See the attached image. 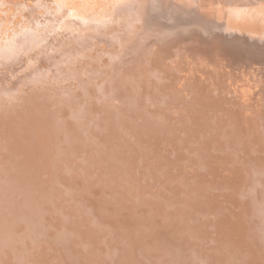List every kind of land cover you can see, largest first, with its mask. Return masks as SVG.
I'll use <instances>...</instances> for the list:
<instances>
[{"label":"bare ground","instance_id":"6f19581e","mask_svg":"<svg viewBox=\"0 0 264 264\" xmlns=\"http://www.w3.org/2000/svg\"><path fill=\"white\" fill-rule=\"evenodd\" d=\"M13 4H15V3H13ZM22 4H24L23 1H22ZM19 5L21 6V4H19ZM26 6H29V5H26ZM144 6H145V4H144ZM147 7H149V6H147ZM14 8H17V7H15V5H14ZM112 8H115V7H112ZM153 9H155V8H152L151 11H153ZM22 10H24V9L22 8ZM111 10H113V9H111ZM111 10H110V13H112ZM17 12H18V10H17ZM154 12L157 14L156 11H153L152 13L154 14ZM158 12L160 13V10ZM14 15H15V13L13 14V16ZM55 16H56V14H55ZM91 16L89 17V19L91 18ZM43 17L45 18V16H43ZM58 17L62 18V16H60V14ZM72 17L73 18L75 17V19H76L77 16L72 15ZM72 17H70V18H72ZM154 17H156V16H154ZM167 17H169V16H167ZM52 18L54 19L53 16H52ZM52 18L50 21H52ZM61 18H59V19H61ZM55 19L58 21L57 18H55ZM124 19H126L125 16H124ZM64 20H67V19H64ZM24 21H25V19H24ZM50 21L48 19V22H50ZM53 21H55V20H53ZM60 21H61L60 24H62L63 21L62 20H60ZM89 21L90 20H88V23H89ZM93 21L95 22V20H93ZM31 22H32V19H31ZM68 22H69V20H68ZM68 22L66 24H68ZM161 22H160V24L163 23V22L162 23ZM23 23H25V22H23ZM55 23H57V22L55 21ZM55 23H52V24H54V26L59 25V24H55ZM84 23H86V22H84ZM1 24H2V22H1ZM16 24H18V26L16 25L18 30L21 29V30L25 31L24 33L26 35H24L23 31H21V33H23L25 38L29 39L30 33H31L30 29L33 26V24H31L32 25L31 26L27 23L31 27H30V29H29V27H27L28 29L26 28V30H24L25 26H22L24 28H20V23H16ZM38 24L36 27L40 26ZM48 24H50V23H48ZM70 24H69V26H70ZM76 24H77V21H76ZM155 24H157V22H155ZM165 24H166V22H165ZM169 24L170 23H168V25ZM63 25H64V23H63ZM77 25H75V26H77ZM87 25H89V24H87ZM92 25H93V23H92ZM147 25H149V24H147ZM56 26H55V28H56ZM60 26L62 27V25H60ZM165 26L168 27L167 24L164 25V27ZM178 26H179V24H178ZM101 27H103V26H101ZM42 28L45 29L44 27H42ZM57 28H59V26ZM71 28H73V27H71ZM65 29H66V27H65ZM38 30H40V29H38ZM50 31L53 32L52 28ZM50 31H49V33H50ZM54 32L51 34H48V33L41 34V37H42L41 42L43 41L42 44H44V41L46 40L47 37H51L53 35L59 36V34H54ZM66 32L67 31H65V32L59 31V33H61L60 36H62V35L64 36V34H66ZM145 32L146 33L143 32L145 37L143 36L142 39H139V38L137 39V37H136L135 40L133 38H132V40H134L135 42L141 41L144 44L147 43L148 41H150V44L152 45V43L158 39V38L156 39L157 36H155V37L151 36L153 38H149L148 33H150V31L148 33H147V31H145ZM62 33H64V34H62ZM91 33H93V32H91ZM107 33H108V31H107ZM153 33L154 32H152V34ZM18 34H20V32L17 33L15 36H17ZM32 34L34 36H37V38H39V36H40V33H37V34H39V36L36 33H35L36 34L35 35L34 32ZM46 34H48V35H46ZM94 34L95 33H93V35ZM106 34H103V35H106ZM146 34H147V36H146ZM155 34H156V32H155ZM161 34L159 33L158 35L161 36ZM43 35H46V36L43 37ZM90 35H92V34H90ZM103 35L98 34V36H100V39ZM7 36L10 37L9 34ZM19 36L22 37L21 35H18V37ZM63 36H62V40L67 35L64 37ZM107 36H110V34ZM160 36H158V37H160ZM140 37H142V35H140ZM12 38H14V37H12ZM34 38L36 39V37H34ZM34 38H32V39H34ZM104 38L105 37L103 36L102 40ZM164 38H162L161 40L159 39L160 40L159 42H161ZM16 39H18V38H16ZM35 39L33 41L34 44H32L31 41L29 42L26 39V42L24 43L25 46L23 48H20V49L21 50L27 49L28 48L27 46H29V48L31 46L35 47V44H36L35 41L38 43V41ZM82 39H84V37L81 38V40ZM87 39L90 40V37L88 36ZM8 40H10V39H8ZM81 40H80V42H81ZM86 40H84V41H86ZM102 40H100L99 43H101V42L103 43ZM12 41L15 45H17V41H15V42H14V40H12ZM9 42L10 41H7V38H6V42L4 44L0 45V47L2 46V48H3L2 49L3 53L5 51V54H4L5 56L9 53V52L8 53L6 52L5 47L8 46L9 47L8 49H10V47L12 48V46L7 45V43H9ZM82 42L77 45L78 49H79V45H82L81 47L84 48V46H83L84 44H82ZM45 43H46V41H45ZM10 44H12V43L10 42ZM14 44H12V45L14 46ZM38 44H40V42ZM86 45L91 46L92 44L88 43ZM44 46H45V44H44ZM14 47H16V46H14ZM17 47H19V46H17ZM41 47H42V45H41ZM51 47H54V45ZM130 47H133V45H129V47H127V48H130ZM234 47H232V48H234ZM235 48H237V47H235ZM20 49H19V52L21 51ZM95 49L96 48H94V51L97 52ZM52 50H53V48H52ZM10 51L13 52L12 49ZM261 51H262V49H261ZM16 52H18V51H16ZM22 52L23 51H21L20 53H22ZM28 52H29V50H28ZM45 52L47 53L48 51L46 50ZM45 52H44V54H45L44 58L46 61V59H48L50 54H46ZM77 52H78V50L76 49V47H71L68 49L67 54L66 53L64 54L65 58L62 59L63 61H61V63L59 61L56 62L55 60H54L55 62H53V61L51 62L54 64L55 72L60 73L61 76L64 77V79H69V77H71V75L73 76V74H75L73 72V74L70 75L72 70L69 71L68 62L69 63H71V61L76 62L75 59L78 58ZM85 52L86 51H84V53ZM116 52H115V54L113 53L114 56L109 54V56H110L109 59H113V60L108 59L109 61H111L113 63L115 62L114 60H116V62H117V59H118V61H120L119 59L121 57H116V55H117ZM263 52H262V54H263V59H264V53ZM31 53H32V50H31ZM78 53L80 54L81 52L79 51ZM87 53H90V52H86L85 54H87ZM102 54H101V56H102ZM13 55L14 54H12V57H13ZM21 56H22V54H21ZM78 56H80V55H78ZM101 56H99V57H101ZM153 56H155V55H153ZM163 56H165V54ZM92 57H93V54H92ZM111 57H116V58L114 59ZM52 59H53V57H52ZM93 59H95V57ZM123 59L124 58L122 57V60H121L123 63L122 66H124V64L127 61L126 59H124V60ZM81 60H83V59H81ZM81 60L79 59V61H81ZM106 60L107 59H105V61ZM21 61H22V59H21ZM86 61H88V60H86ZM96 61L97 60L95 59L93 62L95 63ZM101 61L103 62V60H101ZM155 61H157V59L154 60V62ZM160 61H161V59H160ZM25 62L22 64V66L23 65L25 66L26 64L29 65L28 63H25ZM102 62H100V63H102ZM106 62L103 63L104 65L102 64L103 65V66H101L102 69H100L101 72L105 68ZM111 62H109V63H111ZM154 62H152V63L149 62L148 66L146 65V63L144 65H146L149 68H152L150 66L158 65V64H154ZM76 63H78V62H76ZM81 63H83V62H81ZM86 63L82 64V65L80 64L81 67H79V69L75 70L76 75L73 76V77H75L73 79H75V81L77 80L76 81L77 84L79 83V85H81V86L85 84V83H83L84 80L82 81V79L83 78L85 79L86 74H87V76H90V77L96 76V74H100L102 76H106L105 80H108V79H110L109 78L110 75L108 76V73L113 75V73L118 72L120 75H118L119 77L117 76L119 78V80L116 81V83L119 85L118 87H120L123 90V92L126 93V95H125L126 98L124 100L122 99L124 105H128L127 107L129 109H132L133 111L135 110V107H136L137 110L138 109L142 110V113H139L138 115H134V114L127 115L128 113H126V114L121 113L120 114L119 113V112H121L120 106L118 107L117 105H115V103L103 101V103L100 104L99 107H96V109L100 113V116H103V119L106 118V120H107V121H105L104 126H107V127L111 126V128H112V125L114 127L116 124L123 122L121 118H124L123 119L124 120L123 125H124V123H127V125H125V129H128L127 131L130 132L129 135H131V138H130V140H126L127 137L129 136L127 134V137L125 139L126 145L125 146L122 145L121 147H119L120 145L118 146V144H116L114 142L115 139H113L112 133L109 132V130L107 132V130L104 128L100 131L99 130H97L95 132L93 131L94 133H96V132L98 133V134L97 133L96 134L100 138L99 141L92 139V140H89L88 142H90V143H88V142H86L88 138L85 139V137H84L86 135L85 123H84V121L79 119L86 114L83 107H81L80 103H79L80 97L83 94L82 89H79V92L78 91L76 93L74 92L75 93V96L73 94V96L75 97V99H74L73 97H70L72 94H70L68 92V91H72L70 88L67 91L70 94V96H69V94H66V90L64 91L62 86L58 85V87H57V85H55V84L53 85V82L51 84H49V86L46 85L47 88L44 86V88L46 89V90L44 89V92L42 91L43 89L41 90V88H42L41 83L40 84L35 83L34 86H32V88L28 87V83H27V85H25V84L22 85L21 84L22 82L18 83L17 81L15 82L16 84L15 83L13 84V85H15L14 87H12L10 84L9 85L3 84L4 82L1 83L4 86L2 85L3 88H1L2 90H0L1 91V93H0V264H163V262H164V264H264V223L258 224L259 222L257 221V219L260 216L264 218V181H262L263 183L262 184L260 183V185L258 186L257 184H259L258 183L260 180L259 178L258 179L256 177L246 178L247 175H245L244 172H242L244 167H243V169L241 167L240 168L238 167V164H241L240 162H241L242 158L238 157V155L233 151L234 148L231 149L232 148L231 146H228V147H226L227 145L225 146L226 149H224V151H222L223 155H219L217 153V150L214 152L207 153V150L212 151V149L210 148V146H211L210 143H213V144H216V143L218 144L219 142L221 143V141H219V142L216 141L218 139L216 134L214 136H212L211 134H208L210 131H207L206 134L211 135V136L205 135V136H207V138L205 137L206 138L205 139L206 144H204L205 142L201 143V141H200V144H202L201 149H203V150H201L200 148H199L200 150L198 149L199 151H206V156H205L206 158L205 159H207V162L205 160H204V162H205V165L207 166V171L202 172V170H204V169H202V170L197 169V173L194 174V176H192V179L195 180L197 184L194 185L193 188L187 187V190L189 189L188 191L186 190V192L188 193V195H187L188 199H187V197L186 198L184 197V199L181 201V204H179L178 208L177 209H175L176 207L174 208L175 212L177 211L178 214L175 215L176 214L175 212L174 213L168 212L166 205H163V207H161L159 205L156 206L155 203L161 202V200L159 201V199H161V198L163 199L164 197L166 198L168 196V194H167V196H165L164 193H160V191L158 192L156 190V186L155 187L153 185L149 186L150 183H149V181H147L149 175H148V177H145L143 170H145L146 166L152 165L151 164V161H152V163H154V165L151 166L152 169L154 168L155 172L157 169L158 172L161 171V173L164 174L163 181L168 183L171 186L173 185V182H174V185H176V188L178 189V187L180 185L185 183L186 178L184 179L181 170L175 171V169H177L175 167V165H176V162H179L180 160H184V158L187 160V162H185V161H183V162L189 163L190 165H194V162H196L195 161L196 157H193L191 155L189 158L186 157L191 146H188V144L186 142H183L184 139H183V141H178V140H176L177 137L176 138L174 137L173 139H175V140H172V141H174L172 143H174L175 145H172V147L173 146L177 147L179 150V153L181 155H179V156L177 155V159H175L173 162H170V163L169 162L167 163V161L164 160L163 158H161L159 160H157V159L155 160L154 158L156 157V154L149 152V150H148L149 145H151V142L154 139L156 140V142H157V140H159L158 143L161 142L162 140H165L164 137H166L165 134H167V133H166V131H165V133L163 132L164 131L163 128H162V131L157 130L158 132H156V131L153 132L152 130L155 129L154 125L156 123H158L160 121L164 122L165 119L163 120L162 118L164 116H161V115H160L161 117L156 118L157 115L155 116L154 114H155V112L157 113V111H155L153 114L155 116V119H154V116L152 117L151 114L149 112H147V110L145 109L146 105H144L145 108H143V106L140 104L137 105V104H135V102L132 103L134 101L132 99V96H133L132 94H134V93H133V89H132L133 87L131 86L130 83L133 82L132 84L134 86L135 82L133 81V79H132V81L129 80V78H134L137 76L136 78H134L136 80L137 78L140 79L139 75H141L140 77H142L143 73L141 70H138L137 72L133 71V70H137L136 67H138V69H139V66H136L135 68H133V70L131 72V70H127V68L121 69L122 66H121L120 62H118L119 65L117 64L118 67H114L115 69H113L114 70V71H112L113 73L110 70V72L109 71H103L101 74V72L97 73L94 70V68L91 67L93 65H90V63H87V64ZM109 63L106 65L107 66L109 65L108 68L110 69L111 64H109ZM19 64H17V65H19ZM208 64H209V62H208ZM254 64H256V63H254ZM48 65L50 66V63ZM73 65L74 64H72V66ZM97 65H94V67H96ZM1 66H4V65L1 64ZM5 66H8V65L6 64ZM31 66H33V64ZM98 66H100V65H98ZM114 66H115V64H114ZM17 67L20 68V66H17ZM27 67L29 68V66H26L24 71L26 70L25 72L30 73V71H28ZM38 67L41 68L39 65H38ZM74 67H77V64L74 65ZM256 67L254 69H256ZM259 67H260V65H259ZM21 68L23 69L24 67H21ZM73 68H71V69H73ZM165 68L164 69L161 68L159 70V73L156 71L158 69L153 71V68L149 69L150 70L149 72L151 75L155 76L157 78V80H159V81L160 80L165 81L167 78L168 79L170 78V80L171 79L174 80V76H176V72H177V70H175V67L171 66V68H166V69ZM5 69H7V67ZM12 69H15V67H13ZM205 69H208V68H205ZM20 71L21 70H19L18 73H20ZM219 71H218V73L221 72V71L220 72ZM240 71H242V70H240ZM79 72H81L82 77L84 76L82 79H80L81 77H78V75L80 74ZM246 72H247V70H246ZM248 72H247V74H249ZM134 73L136 74V76ZM181 73H179V77H180ZM24 74L21 73V75H24ZM147 74H148V72H147ZM188 74L182 73L184 78L186 76L187 79L186 78L185 79L189 83L192 78ZM240 74L242 75L241 72H240ZM10 75L11 76L9 78L12 77L11 73H10ZM222 75H220V76H222ZM29 76H31V75L26 74V76H25V78L27 77L26 81L28 80ZM39 76H41V75H39ZM39 76H38V79H39ZM171 76H173V78H171ZM58 77H59V75H58ZM58 77H55V78H58ZM117 77H114V78H117ZM176 77H178V76H176ZM243 77H247V76H243ZM143 78H141V80ZM19 79H20V77H19ZM78 79H80L82 84L79 82ZM95 79H97V78H95ZM179 79H181V77L178 78V81H179ZM197 80H198V78H197ZM197 80H195V82H197ZM206 80H209V79L207 78ZM262 80H264V78ZM103 81H104V79H103ZM41 82H43V81H41ZM96 82H97V80H96ZM155 82H158V81H155ZM183 82H184V80H183ZM183 82L179 81V83H183ZM193 82L194 81L192 80L191 84ZM195 82L193 83L194 85H196ZM198 82H197V84H198ZM54 83H56V81H54ZM110 83H109V87H110ZM199 83H202V81H200ZM100 84H103V83H100ZM129 84H130V87H128ZM143 84L144 83H142V86H143ZM227 84H229V83H227ZM113 85H115V84H113ZM155 85H157V84H155ZM182 85L183 84H181V87H180V89L182 88L181 91H183L185 88H187V87L183 88ZM202 85L206 86V85H208V83L206 85L202 83ZM202 85L200 86V84H199L200 87H202ZM213 85H214V83H213ZM250 85H248V87H250ZM252 85H253V83H252ZM258 85H259V83H258ZM59 86L62 88V90L58 89ZM157 86H155V87H157ZM159 86H161V85H159ZM174 86H176L175 83H174ZM208 86H207V88H208ZM222 86H224V85H222ZM225 86H224V88H225ZM231 86H232V84H231ZM245 86H246L245 84L243 86L240 85L241 88L247 89L248 87L246 88ZM263 86H264V84H263ZM263 86L261 85L260 87H263ZM79 87L80 86L77 85V88H79ZM97 87H98V85H97ZM116 87H117V85H116ZM190 87H191V85H190ZM219 87L221 88V86H219ZM219 87H217V89H216L217 91H218ZM83 88H85V86H83ZM102 88H101V91H102ZM113 88H114V86H113ZM117 88L115 89L116 91L119 89V88L118 89ZM140 88H141V86H140ZM140 88H138V89H140ZM195 88H197V87H193V89H195ZM205 88L206 87H204V90H205ZM207 88H206V91H207ZM214 88H216V87H214ZM111 89H110V91H111ZM158 89L161 90V88H158ZM164 89L162 90V92H168L169 95L172 94L174 97L175 94L171 93L174 88L172 89V87L171 88L169 87V89L167 88L168 89L167 91ZM187 89H189V88H187ZM236 89L237 88H235V90ZM248 89H250V92H251V88H248ZM260 89L263 90V88H260ZM190 90H192V89H190ZM209 90L211 91V89H209ZM227 90H229V87L227 88ZM247 90H246V92H248ZM253 90H255V89L253 88ZM256 90L252 91V92H256ZM101 91L98 93L102 94L101 97H103L104 92L102 93ZM176 91H178V90H176ZM187 91H185V92L183 91V92L186 93ZM259 91L260 90H258L257 92H259ZM45 92H47V93H45ZM156 92H157V90H156ZM80 93H82V94H80ZM90 93H91V90L84 93L82 97L86 99V96L87 97L89 95L91 96ZM208 93L207 92L204 93L203 91L198 90V94H200V96H198V94H197V96H198L197 99H194L191 101H189V100L186 101L187 98L185 99V101L183 103H184V108L185 107L186 108H185V111L184 110H182V111H184V113H186V114L180 115V113L179 114L176 113V115H175L176 117L174 118L175 122L173 123V125L175 126V129H174L175 132L178 129L180 130V128L181 129L186 128V130L189 131L190 128L193 129L194 127H196V125L195 124L193 125L192 123H193L196 115L198 114V111H200L202 109L204 111L207 109L208 110L212 109V111L214 109H221V110H219L220 111L219 114L223 113L224 116L222 114L221 115L223 116V118L224 117H226V118H224V119L221 118L222 120L221 119L219 120L220 125L217 122L216 123L219 125V127L221 125L222 126H230L234 130L233 135H231V137L232 136L234 137L232 139H236V138L238 139V136H240L242 133H247V132H248V134L252 133V134H255L257 136L258 130H256L255 126L250 123V122H252V119H254V118H252V117L247 118L245 110L247 112H251V113L255 110L256 112L253 113L254 114L253 117H256L255 115H258L261 110L263 113L264 106H262L263 108H259L257 106L255 107L254 105H252L254 102L251 104V102H252V100L250 98L251 95L247 96V98L248 97L250 98V100L249 99L247 100L245 95H244L245 97H243V95L237 96L238 94H236V96H232V95L229 96L230 92H228L227 94H225L222 97V99H221L222 103H220L221 100H219L221 96L218 97L219 98L217 101L219 103V104L217 103L219 105V107H218L216 104H212L213 103L212 100H214V98L216 99V97L214 96V98L211 100V97L213 95L210 92L209 96L210 95H212V96L209 97L207 95ZM234 93H231V94L234 95ZM46 94L47 95L49 94L50 96L49 95L47 96ZM243 94H246L245 91L243 92ZM250 94H252V93H250ZM261 94H262V92H261ZM261 94H260V98L262 96ZM263 94H264V92H263ZM97 95L98 94H96V96ZM172 95H171V97H172ZM180 95L178 97H180ZM186 95L187 94H185V96ZM178 97L177 98L175 97V99H178ZM71 98L74 99L72 102H70ZM92 98L93 97H91V99ZM122 98H123V96H122ZM51 99H54L53 100L54 103H52V105H50L51 102H53V101H51L50 104L48 105V103ZM69 99H70V101H69ZM94 99H96V98H94ZM94 99L92 100L93 103H94V101H97V99L96 100H94ZM98 99L100 100V97ZM134 99H135V97H134ZM179 99H183L182 95ZM179 99H178V101H179ZM262 99H263V97H262ZM109 100H111V99H109ZM228 100H229V103H227ZM68 101L71 103V104H69L70 108H69V106H64L65 109L60 108L58 110L59 115L54 116L52 118L51 117L52 113L57 111V109H53V106H55L56 104L57 105L62 104L61 106H63V105H65L64 102L68 103ZM182 101L183 100H181V102ZM171 102H173V100H171ZM174 102H176V101H174ZM255 102L257 103V100ZM168 103H170V102L168 101ZM89 104H88L89 107L87 108V110L90 109V111H92L91 107H92V109H94V105H91V103H89ZM157 107L155 106V108H157ZM246 108H248V109H246ZM94 110H93V112L95 113L96 111H94ZM151 110H153V109H151ZM159 110L160 111H158V112H161V109H159ZM149 111H150V109H149ZM204 113H206V112H204ZM88 114H89V112H88ZM129 114H131V113H129ZM201 114H203V112ZM213 114L214 113H212V115ZM92 116L93 115L91 114L89 117H92ZM205 116H207V115H205ZM214 116H212L213 119L216 117V116L215 117ZM89 117L87 116V118H85L86 121H87V119H89ZM257 117H259V116H257ZM100 118H102V117H100ZM202 118L203 117H201L200 119H202ZM217 118H219V116H217ZM200 119H199V121L198 120H196V121H198L200 123L201 122ZM213 119H212V121H213ZM262 119H264V118H262ZM76 120H80V123H79V121L76 122ZM203 120L206 121L205 119H203ZM61 121H62V123H61ZM171 121L172 120L170 119V122ZM210 121H211V119H210ZM60 123H61V126L59 127ZM257 123H258V121H257ZM102 124H100V125H102ZM258 124H260V127H261L259 129V131L261 129H264V122L263 121H261L259 119ZM216 127L214 126V128H216ZM102 128H103V126H102ZM201 128H203V127H201ZM214 128H211L212 129L211 132L213 131V133H214V131H216V130H213ZM220 128H222V127H220ZM59 129H61L63 131V133L60 136H58ZM194 131H195V133L197 132L196 130H194ZM194 131H193V133H194ZM198 131H200V130H198ZM190 133H191V131H190ZM180 135H181V133H180ZM200 135L202 137V133L199 134V136ZM222 136H224V135L220 134L219 140H220V138H222ZM202 138H201V140H202ZM181 140H182V138H181ZM249 141H251V140H249ZM153 142H155V141H153ZM166 142H167V140H166ZM194 143L197 144L195 141H194ZM81 145H82L84 151H86L85 152L86 154L83 155L82 157L78 156L79 153H77V151L80 150ZM152 145H153V143H152ZM159 145H160V143H159ZM166 145L168 146L169 144H166ZM146 146L148 149H145ZM197 146L200 147L199 143L197 144ZM213 146H215V145H213ZM239 146L241 147L242 145H239ZM253 146H255V145H253ZM93 147L95 148V150H93L94 149ZM255 147H256V149L259 148V146L258 147L255 146ZM236 148H235V150H236ZM92 150L95 151V154L92 153ZM225 150L228 151V153L227 152L225 153ZM171 151H173V150H171ZM162 152H163V150H162ZM196 155H197V153H196ZM257 155H259V154L257 153ZM263 155L264 154L260 153V156L264 157ZM123 156H124V159H123ZM78 158H79V160H78ZM259 158L262 159L261 157H259ZM203 159H204V157H203ZM262 161H263V159H262ZM148 162H150V164ZM146 163H148V164H146ZM173 165H174V167H173ZM202 165L204 166V164H202ZM202 165L200 164V166H202ZM59 166L61 168H59ZM198 166H199V164H198ZM206 166H204L205 169H206ZM183 167H184V165H183ZM148 168H150V167H147L146 169H148ZM187 168H189V167H187ZM69 170H70V172H69ZM253 171H255V169H253ZM188 172H189V169H188ZM141 173H143V177L147 178V180L144 181L145 178H143L141 176ZM191 174H192V172H191ZM184 175H186V174H184ZM160 181L162 183V180H160L158 178L156 185L158 183H160ZM221 181H223V183L225 184V185H223V187L224 186L227 187V189L229 191L228 201L231 202L232 198H236L237 203L241 204L242 200L245 197H249L252 200L253 203H251L249 205V207L246 208V209H248L247 215L244 213V210L242 209L241 205H240V207L237 205V209H236L229 202L227 203V205H229L228 207L231 211L225 213L223 215L224 217H216L215 216L217 214L216 212H214V213L208 212L205 216H200V217H204V221L199 219V218L196 219L197 216H199L200 214L203 213V208L198 207L195 209L196 211H193L192 209L190 210V209H188V207L186 208V210H185V208H183L185 203L187 202V201H185V199L194 201L195 200L194 198L196 196L202 197L203 202L205 203L204 205L206 206V208H208V205L210 203V202H208V200H209L210 196H208V194L206 193V190H208V188H211L210 187V186H212L211 184H214L215 182L220 183ZM63 182H66V183H63ZM169 182H171V183H169ZM207 182L209 184H207ZM239 184L241 185V187ZM218 185H220V184H218ZM254 186L258 187L257 191L260 192L259 196H254L256 194L258 195V193L255 191L245 193L246 192V191H244L245 189H242L241 192L239 190H237V188L241 189L243 187H249L251 189L256 190L254 188ZM198 188H200V189H198ZM212 188L217 190V191H220L222 189V188H216V187H212ZM234 189H236L237 191H235ZM242 191H244V192H242ZM107 194L109 196L111 195V197H108ZM176 197H177V195H176ZM176 197H174V198H176ZM220 197H222V196H220ZM101 198H102V200H101ZM174 198H171V199L174 200ZM166 202H167V200H166ZM168 202H170V200ZM173 202H176V201H173ZM211 202H212V200H211ZM109 204H112L110 206H112L113 209L110 208L107 211L106 209L109 208V206H108ZM140 206H141V208H140ZM62 207L65 208V210L67 212L73 211V212H76L77 214L72 215V217L69 214L68 215L57 214V213H60V211H61L60 208H62ZM139 208L141 210H139ZM105 210H106V212H104ZM130 211L134 215H135V213L137 215H139V219H136V220H139L138 223L130 221L129 216L131 217V215H132V213ZM172 211H173V209H172ZM246 211L247 210H245V212ZM179 212H181V213H179ZM198 213H200V214H198ZM145 214L146 215L148 214V217ZM71 218L74 219L72 222L69 221V219H71ZM177 218H178V220H177ZM64 219H65L66 223L65 222L63 223ZM136 220H134V221H136ZM68 221L70 222L69 225L67 224ZM169 227L174 228L175 230H172ZM195 242H196V244L197 243L198 244L196 245ZM260 247H262V248L260 249ZM149 250H150V252H149ZM232 250L233 251L235 250V251L232 252ZM152 251H154V252H152ZM260 251H262V252H260ZM227 253L229 254L228 256H226ZM200 255H202L203 258ZM164 259H165V261H163Z\"/></svg>","mask_w":264,"mask_h":264},{"label":"rangeland","instance_id":"374dc122","mask_svg":"<svg viewBox=\"0 0 264 264\" xmlns=\"http://www.w3.org/2000/svg\"><path fill=\"white\" fill-rule=\"evenodd\" d=\"M22 1H23L24 4H22ZM13 3H15V4H13ZM18 3L21 4V6ZM25 4L29 5V6H26ZM144 4H145V6H144ZM14 5L18 9L14 8ZM147 6H149V7H147ZM21 7L24 10H22ZM112 7H115V8H112ZM152 8H155V9H153V11H156L157 14L155 12H154V14L152 13L153 12V11H151ZM111 9H113V10H111ZM17 10H18V12H17ZM110 10H111L112 13H110ZM159 10H160V13L158 12ZM14 13H15V15L13 16ZM55 14H56L57 17L55 16ZM59 14H60V16H62L63 19L61 17H58ZM72 15L73 16H77L76 19H75V17L73 18ZM43 16H45V18ZM52 16L54 17V19L52 18ZM90 16H91V18L89 19ZM124 16H125L126 19H124ZM154 16H156V17H154ZM167 16H169V17H167ZM70 17H72V18H70ZM23 18L25 19V21H24ZM47 18L49 19V21L52 18V21L48 22ZM55 18H57L59 22ZM59 18H61V19H59ZM31 19H32V22H31ZM64 19H67V20H64ZM0 20H1L0 21V30L2 29L0 31V45L4 44L6 42V38H7V41H10L12 44H14L12 40H14V42L17 41V45L14 44V46H16V47H14L12 44H10V42L7 43V45L12 46V48L10 47V49H8L9 48L8 46L5 47L6 52L7 53L9 52L8 53L9 55L7 54L8 56L4 55L5 51L3 53V50H2L3 48H2V46L0 47V90H2L1 88H3V86H4L3 84H8V85L10 84L12 87H14L15 85H13V84L16 81L18 83L22 82L21 83L22 85H24V84L27 85V83H28V87L29 88H32V86H34L35 83L36 84H40L41 83L42 88L41 87L40 88H41V90L43 89L42 90L43 92H44V89H45L44 86L47 88V86H49V84H51L53 82V85L55 84V85H57V87H58V85L62 86L64 91L66 90V94H69V93L72 94L71 96L69 94V96L73 97L74 99H75V97H74L75 93L77 91L79 92V89H82L83 94L86 93L87 91L91 90V93H90L91 96L90 95L88 97L86 96V99L83 98L82 97L83 94L80 93L82 95H81L80 101H79L80 106L83 107L84 111L86 112V114L84 115L85 117L82 116L81 118H79L80 120L84 121L85 126H86V129H85L86 135L84 136L85 139L88 138L86 142H88L89 140H92V139H94L96 141H99L100 138L97 135L98 133L96 132L97 133L96 134L94 132L97 131V130L100 131V130L105 128L107 130V132L109 130V132L112 133L113 139H115L114 142L116 144H118V146L120 145L119 147H121L122 145H124V146L126 145L125 144V139L127 137V134L129 135L130 132L127 131L128 129H125V125H127V123H124V125H123V122H124L123 119L124 118H121L123 122H120L119 124H116L114 127L111 124L112 128H111V126L110 127L109 126L108 127L104 126L105 121H107V120H106V118L103 119V116H100V113L98 112L96 107H99V105L102 104L103 101L104 102L106 101V102L115 103V105H117L118 107L120 106V110H121V112H119L120 114L121 113H124V114L128 113L127 115H132V114L138 115L139 113H142V110H139V109L137 110L136 107H135V110H134L135 112H134L132 109H129L127 107L128 105H124L123 100L126 98V96H125L126 93L123 92V90L120 87H118L119 85L116 83V81L119 80V78H118L119 76L118 75H120V74L118 72H116V73L112 72V71H114L113 69H115L114 67H118V65H119L118 62H120L121 66L123 65V63L121 61L122 57L124 59H126L127 61L124 64V66L121 67V69H123V68L126 69L127 68V70H131V72H132L133 68H135L136 66H139V69H138V67H136L137 70H133V71L137 72L138 70H141L142 73H143V74L141 73L142 77H140L141 75H139L140 79L137 78L138 80L137 79L135 80L134 78L137 77L136 74H135L136 72H135L134 74H135L136 77L133 76L134 78H129V80L132 81V79H133V81L135 82L134 86L132 84L133 82L130 83L131 86L133 87L132 89H133V93H134V94H132L133 95L132 99L134 100L132 103L135 102V104H137V105L140 104V105L143 106V108H145L144 105H146L145 109L147 110V112H149L151 114L152 117L154 115L155 116L157 115L156 118L164 116L162 118L163 120L165 119L164 122L160 121V122L156 123L154 125L155 129L153 128L154 130H152V131L153 132L162 131V128H163V130H164L163 132L165 133V131H166V133H167V134H165L166 137L163 136L165 140H162L161 142H159L160 145L158 143L159 140H157V142H156V140L154 139L153 141H155L156 143L152 141L151 145H149V149L147 148V146H146L145 149H148L149 152H151L153 154H156V157L154 158L155 160L156 159L159 160V159L163 158L164 160L167 161V163L168 162L169 163L173 162L175 159H177V155L178 156L181 155L179 153V150H178L177 147H175V146L172 147V145H175L174 143H172V142H174L172 140H175L173 138L177 137L176 140L183 141V139H184L183 142H186L188 144V146H191L189 152L186 155V157L189 158L190 155L193 156V157H196V159H195L196 162H194V165H190L189 163H185V162H187V160L185 158H184V160H180L179 162H176L175 167L177 169H175V171L181 170L184 179L186 178L185 183L180 185L178 187V189L176 188V185H174V182H173V185L171 186L168 183L163 181L164 174H162L161 171L158 172L157 169H156V172H155L154 168L152 169L151 166L154 165V163H152V161H151L152 165H149V166L145 167V170H143L144 176L148 177V175H149V177H148V180H147V178L143 177V173H141V176L143 178H145L144 181L145 180L149 181V183H150L149 186H151V185H153L154 187L156 186V190L158 192L160 191V193H164L165 196H167V194H168V196L166 198L163 196L164 197L163 199L162 198L159 199V201L161 200V202L155 203L156 206L159 205V206L163 207V205H166L168 212H171V213L175 212V209L178 208L179 204H181V201L184 199V197L186 198L187 195H188V193L186 192L187 187L193 188L194 185L197 184L196 181L192 179V176H194V174L197 173V169H200V170L204 169V170H202V172L207 171V166L205 165V162H204V160L207 162V159H205L206 158L205 157L206 156V151H199L202 148L201 147L202 144H200V141H201V143H204L205 139L207 138V136H211V135L214 136L215 134L218 137V139L216 141L217 142L221 141V143L220 142L218 144L217 143L216 144L210 143V145L212 146V147L210 146L212 151L207 150V153L214 152V151L217 150V153L219 155H223L222 151H224V149H226L225 146L226 145H227L226 147L231 146L232 147L231 149L234 148L233 151L238 155V157L242 158L241 162H240L241 164H238V167L239 168L241 167L242 169L244 167L242 172H244V174L247 175L246 178H248V177H252V178L256 177L257 179L259 178L260 180L258 182L259 184H257L258 186L260 185V183L261 184L263 183L262 181H264V157L260 156V153L264 154V129H261L259 131V129L261 127H260V124H258V123H259V119L264 122V119H262V118H264V111L262 113V110H261L258 115H255L256 117H253L254 116L253 113L256 112L255 110L252 113L251 112H247L245 110L247 118L248 117L254 118V119H252V122H250V123L255 126L256 130H258V133H257V136L255 134H252V133L248 134V132L247 133H242L240 136H238V139L237 138L236 139H232L234 137L233 136L231 137V135H233L234 130L230 126H222L221 125L220 127H222V128L219 127V125H220L219 124V120L221 118H223V116H224L223 113H221L223 116L221 114H219L220 113L219 110H221V109H214L213 111H212V109H210V110L207 109L205 111L202 109V110L198 111V114L196 115V117H195V119H194V121L192 123L193 125L194 124L196 125V127L193 128L194 130L197 131L196 133H195V131L192 128H190L189 131L186 130V128H183V129L180 128V130L178 129L175 132V130H174L175 126L173 125V123L175 122L174 118L176 117L175 116L176 113H178V114L180 113V115L186 114V113H184L186 107L184 108V103H183L185 101V99L187 98L186 101H188V100L191 101V100L197 99V97L200 96V94H198V90L199 91H203L204 93H206V92L208 93L209 92L207 94L208 96H209V94L211 92L212 95H213V96L212 95L209 96V97L212 96L211 100L214 98V96L216 97V99L214 98V100H212L213 101L212 104H216L218 107H219V105H218L219 103L217 102L218 99H219L218 97L221 96L220 99H219V100H221L222 97L225 94L230 92L229 96L230 95L236 96V94H238L237 96H239V95L240 96L243 95V97L246 96L247 100L248 99L250 100V98H251V100H252L251 104L254 102L252 105H254L255 107L257 106L259 108H263L262 106H264V94H263V92H264V86H263L264 80H262V79L264 78V65H263L264 64V59H263L262 52L264 51V0H0ZM53 20H55L57 23H55V21H53ZM60 20L63 21L62 24H60L61 23ZM68 20H69V22H68ZM88 20H90L89 23H88ZM93 20H95V22ZM76 21H77L78 25L76 24ZM164 21L166 22L168 27H166V26L164 27V25H166ZM1 22H2V24H1ZM23 22H25V23H23ZM67 22H68V24H66ZM84 22H86V23H84ZM155 22H157V24H155ZM160 22L162 24H160ZM16 23H20V28H24L22 26H25L24 30H26L27 27H29V29H30V27L32 26L31 24H33V26L30 29L31 30V33H30V38L31 39L30 38L29 39L25 38V36H24V35H26L24 33L25 31H23L21 29L18 30V28L16 27V25L18 26V24H16ZM27 23L28 24L30 23L29 25H31V26H29ZM48 23H50V24H48ZM52 23L59 24V25H57V26L55 25L56 26V28H55L54 24H52ZM63 23H64V25H63ZM92 23H93L94 26L92 25ZM168 23H170V24L168 25ZM37 24L40 25V26L36 27ZM69 24H70V26H69ZM87 24H89V25H87ZM147 24H149L150 26L147 25ZM178 24H179V26H178ZM60 25H62V27ZM75 25H77V26H75ZM41 26L44 27L45 29L46 28L47 29L45 30ZM58 26H59V28H57ZM101 26H103V27H101ZM65 27H66V29H65ZM71 27H73V28H71ZM51 28H52L53 32L55 31L54 34H59V36L53 35L51 37H47L46 40H45L46 43L44 41V44H45V46H44V44H42L43 41L41 42V40H42L41 34H43V33H48V34L53 33V32L50 31ZM38 29H40L41 31L38 30ZM48 30L50 31V33H49ZM21 31H23L24 35H23V33H21ZM59 31L60 32L61 31H64V32L67 31L66 34L62 33V34H64V36L67 35L66 37H64L62 35L64 37L63 40H62V36H60L61 33H59ZM107 31L110 34V36H107V35H109L107 33ZM142 31L144 33H146L145 31H147V33L150 31V33H148V35H149L148 37L149 38H153V37L157 36L156 39L157 38L158 39L156 41H154L152 43V45L150 44V41H148L145 44L142 43L141 41H140L141 43L137 42V41L135 42L134 40L136 39V37H137V39L138 38L139 39L143 38L144 33ZM151 31L154 32V33L152 34ZM13 32L14 33L16 32V33L14 34ZM19 32H20V34H18V35H21V36L23 35L22 37H20V36L18 37V35L15 36ZM33 32H34V34L35 33L36 34L40 33V36H39V34H37V35L39 36V38L40 37L41 38L39 39V38H37V36H34L32 34ZM91 32H93L95 34L93 35V33H91ZM155 32H156V34H155ZM157 33L158 34L162 33V34L160 36ZM8 34H9L10 37L7 36ZM48 34H46V35H48ZM90 34H92L94 37L92 35H90ZM98 34H100V35L106 34V35H103L105 38L102 40L103 36L100 39V36H98ZM46 35H43V37H45ZM87 35L90 37V40L87 39L88 38ZM140 35H142V37H140ZM146 36H147V34H146ZM151 36H153V37H151ZM158 36H160V37H158ZM12 37H14V38H12ZM34 37H36V39ZM83 37H84V39L81 40V38H83ZM16 38H18V39H16ZM32 38L37 40L38 43L40 42V44H38L35 41V43H36L35 47L31 46L30 47L31 49H30L29 46H27L28 47L27 49L21 50L20 48H23L25 46L24 43L26 42V39L29 42L31 41L32 44H34V42H33L34 39H32ZM132 38L134 40H132ZM162 38H164L163 39L164 41L162 40L163 42L162 41L159 42ZM8 39H10V40H8ZM80 40H81V42L83 41L82 44H84L83 45L84 48L81 47L82 45H79V49H78L77 45L79 43H81ZM84 40H86V41H84ZM100 40H102L103 43L102 42L99 43ZM88 43H90L92 45L91 46L86 45ZM41 45H42V47H41ZM53 45H54L55 48L51 47ZM129 45H133V47L127 48V47H129ZM17 46H19V47H17ZM234 46L237 47V48H235ZM71 47H76L78 52L79 51L81 52L80 54L77 52V57L78 58L75 59L76 62H78V63H76L75 61H73V62L71 61V63L68 62V69H69V71L72 70L70 75L73 74V72L75 73V74H73V76L76 75L75 70L79 69V67H81V65L85 64L86 62L90 63V65H93L91 67L94 68V70L97 73L101 72V70H100V69H102L101 66H103L104 65L103 63L106 62L109 59V57H110L109 54L114 56L113 53L115 54V52L118 49L119 50L116 52V54H117L116 57H121V58L119 59L120 61H118V59H117V62H116V60H114L115 61L114 63L109 61V60H113V59H109L106 62V64L111 62V63H109V64H111L110 65V69L108 68L109 65L107 66L105 64V68H104L105 70L103 69L102 72L103 71H109L110 72V70H111L113 75H111V74H109L107 72L108 76L110 75L109 76L110 79H108L109 81L105 80L106 76H102L100 74H96V76H91V77L87 76V74H86L85 75V79H84L83 78L84 76L82 77L81 76V72H79L80 74L78 75V77H81L80 79L83 78L82 81L84 80L83 83H85L84 85L81 86V85H79V83L77 84V82H76L77 80L75 81V79H73L75 77H73L72 75H71V77H69V79H64V77H62L60 73H56L54 64L51 63L52 61L53 62L59 61L61 63V61H63L62 59L65 58L64 54L65 53L67 54L68 49L71 48ZM93 47L96 48L95 50L97 52L94 51ZM232 47H234V48H232ZM52 48H53V50H52ZM11 49H12L13 52L10 51ZM19 49L21 51H23V52L20 53L21 51L19 52ZM261 49H262V51H261ZM28 50H29V52H28ZM31 50H32V53H31ZM46 50L48 51L47 53L45 52ZM16 51H18V52H16ZM84 51L90 52V53L85 54L86 52L84 53ZM44 52L46 54H50L51 55V56L49 55L50 58L48 57V59H46V61H45V58H44V56H45ZM12 54H14L15 56L13 55V57H12ZM21 54H22V56H21ZM92 54H93V57H92ZM101 54H102V56H101ZM164 54H165V56H163ZM78 55H80V56H78ZM153 55H155L156 57L158 56V57L156 58ZM99 56H101V57H99ZM52 57H53V59H52ZM94 57L97 60L95 63L93 62L95 60V59H93ZM116 57H111V58L115 59ZM21 59H22V61H21ZM79 59L80 60L83 59V60L79 61ZM100 59L103 60V62ZM105 59H107V60L105 61ZM156 59H157V61L154 62V60H156ZM160 59H161V61H160ZM86 60H88V61H86ZM24 62L28 63L29 65L26 64L25 66L24 65L22 66V64ZM81 62H83V63H81ZM100 62H102V63H100ZM149 62L150 63L154 62V64H158V65H155V66L154 65L150 66V67L153 68V71L158 69V70H156L158 73H159V70L161 68L162 69H164L165 67L166 68H171V66L172 67L174 66L175 70H177L176 76H178V77L174 76V80L173 79L170 80V78L169 79L167 78L165 81L164 80H160V81L157 80V78L155 76L151 75L150 72H149L150 71L149 69H152V68L147 67ZM208 62H209V64H208ZM49 63H50V66L48 65ZM145 63H146L147 66L144 65ZM254 63H256V64H254ZM1 64H3L4 66H1ZM6 64L8 66H5ZM17 64H19V65H17ZM32 64H33V66H31ZM72 64H74V65L77 64L78 68L74 67V65L72 66ZM97 64L100 65V66H98ZM114 64H115V66H114ZM38 65L41 68H39ZM94 65H97V66L94 67ZM253 65L255 67L257 66L256 69H254L255 67ZM259 65H260V67H259ZM17 66H20V68L17 67ZM26 66H29V68L28 67L27 68H28V71H30V73L25 72L26 70L24 71ZM6 67H7V69H5ZM13 67H15V69H12ZM21 67H24V68L22 69ZM204 67L208 68V69H205ZM71 68H73L74 70L71 69ZM19 70H21L20 73H18ZM240 70H242V71H240ZM246 70H247V72L249 71L248 72L249 74H247ZM180 71L183 74H185V73L188 74L189 73L188 75L192 78L191 81L193 80L195 82V80H197V78H198L197 82L198 81L199 82L202 81L203 84L206 85L208 83L209 86L208 85L204 86V85H202V83H199V82H198V84H197V82H195L196 85H194L193 84L194 82L191 84L190 80H189L190 81L189 82L190 84H189L188 81H186V79H187L186 76H185V78H186L185 79ZM218 71L220 73H218ZM102 72H101V74H102ZM147 72H148V74H147ZM240 72L242 73V75L240 74ZM10 73L12 74L13 78L12 77L11 78L13 80L11 78H9L11 76ZM21 73H23V74L25 73V74L21 75ZM179 73H181L180 77L182 79V80L179 79V81L183 82V80H184L183 83H179V81H178V78H180L179 77ZM26 74L27 75H31V76L28 77V80H27L28 82L26 81L27 77L25 78ZM39 75H41V76H39ZM58 75H59V77H58ZM220 75H222V76H220ZM38 76H39V79H38ZM113 76L114 77L118 76V77L114 78ZM243 76H247V77H243ZM19 77H20L21 80L22 79L23 80L21 81L19 79ZM55 77H58V78H55ZM93 78L94 79L97 78V79L94 80ZM141 78H143V79L141 80ZM171 78H173V76H171ZM207 78L209 80H206ZM80 79H78V80L81 83ZM103 79H104V81H103ZM96 80H97V82H96ZM41 81H43V82H41ZM54 81H56V83H54ZM155 81H158L160 84L158 82H155ZM173 82L175 83V85L177 87L174 86ZM251 82L253 83V85H252ZM1 83H3V84H1ZM100 83H103V84H100ZM109 83H110V87H109ZM112 83L115 84V85H113ZM142 83H144L143 86H142ZM213 83H214V85H213ZM227 83H229L230 85L227 84ZM246 83L248 85L251 84L252 86L250 85V87H248V85ZM258 83H259V85H258ZM130 84H129V86L128 85L127 86L130 87ZM155 84H157L158 86L155 85ZM181 84H183L182 85L183 88H185V87L189 88V89L185 88L183 90L184 92L188 90L186 93L181 91V89H182V88L180 89ZM199 84H200V86L202 85V87H200ZM231 84H232V86H231ZM244 84L246 85L245 86L246 88L247 87L251 88V92H250V89H248V88H247L248 89L247 90L245 88L243 89V88L240 87V85L243 86ZM77 85L80 86V87L77 88ZM97 85H98V87H97ZM112 85L114 86V88H113ZM116 85L121 91L116 87ZM139 85L141 86V88H140ZM159 85H161V86H159ZM190 85H191V87H190ZM218 85L221 86V88ZM222 85H224V86L226 85L225 88ZM261 85L263 87H260ZM60 86H59L58 89L62 90V88ZM83 86H85V88H83ZM155 86H157V87H155ZM207 86H208V88H207ZM227 86L229 87V90H227V88H228ZM115 87L118 89L117 90L118 92L115 90L116 89ZM169 87L170 88L172 87V89L174 88L173 89L174 91L172 90V92H171V93L175 94L174 97H173L172 94L169 95L168 92H162V90L164 88H165L164 90L167 91L169 89ZM193 87H197V88L193 89ZM204 87L207 88V91H206V88L204 90ZM214 87H216V88H214ZM217 87H219L218 91L216 90ZM252 87L255 90L258 88L256 90V92H252V91H255V90H253ZM259 87L263 88V90L260 89ZM69 88L72 91H68ZM101 88H102V91H101ZM138 88H140V89H138ZM158 88H161V90H159ZM235 88H237V89L235 90ZM110 89H111V91H110ZM155 89L157 90V92H156ZM175 89L178 90V91H176ZM190 89H192L193 91L190 90ZM209 89H211V91ZM246 90L248 92H246ZM258 90H260L262 92V94H261L260 91L257 92ZM100 91L102 93L104 92L103 93V97H101L102 94L98 93ZM244 91H245V93L247 95L243 94ZM0 93H1V91H0ZM45 93H47V92H45ZM95 93L98 94V95L96 96ZM231 93H234V95L231 94ZM250 93H252V94H250ZM73 94H74V96H73ZM180 94L182 95L183 99H179L181 97ZM185 94H187V95L185 96ZM197 94H198V96H197ZM260 94L262 95L261 98H260ZM171 95H172V97H171ZM179 95H180V97H178ZM122 96H123V98H122ZM247 96H250V98L249 97L247 98ZM91 97H93V98L91 99ZM99 97H100V100L98 99ZM134 97H135V99H134ZM175 97L176 98L178 97L179 101H178V99H175ZM262 97H263V99H262ZM73 98H71V101L69 99V101L72 102L74 100ZM94 98H96L97 101H94V103H93L92 100ZM96 99H94V100H96ZM109 99H111V100H109ZM170 99L173 100V102H171ZM53 100L54 99H51L49 101L48 105ZM181 100H183V101L181 102ZM256 100H257V103L255 102ZM69 101H68V103L64 102L65 105H63V106H61L62 104H60V105L56 104L55 106H53V109H57V111L52 113L51 117L53 118L54 116L59 115L58 114V110L60 108H64V106H69V108H70L69 104H71V103ZM168 101L170 103H168ZM174 101H176V102H174ZM52 103H54V101L51 102L50 105H52ZM89 103H91V105H94V109L95 110L92 109V107H91L92 111H90V109L87 110V108L89 107L88 106ZM220 103H222V100L220 101ZM227 103H229V100H228ZM155 106L156 107L158 106V107L155 108ZM148 108L150 109V111H149ZM151 109H153V110H151ZM159 109H161V112H158V111H160ZM246 109H248V108H246ZM93 110L96 111V112L94 113ZM182 110H184V111H182ZM263 110H264V108H263ZM155 111H157V113ZM88 112H89V114H88ZM154 112H155V114H154ZM200 112L201 113L203 112V114H201ZM204 112H206V113H204ZM129 113H131V114H129ZM212 113H214V114L212 115ZM91 114L93 116L89 117ZM205 115H207V116H205ZM87 116L89 117V119H87V121H86L85 118H87ZM155 116H154V119H155ZM200 116L203 117V118L200 119L201 118ZM212 116H214L217 120L215 118L213 119ZM217 116H219V118H217ZM257 116H259V117H257ZM100 117H102V118H100ZM209 118L211 119V121H210ZM224 118H226V117H224ZM170 119L172 120L171 122H170ZM199 119L201 121L200 123L198 122ZM203 119H205L206 121H204ZM212 119H213V121H212ZM80 120H76V122L79 121V123H80ZM196 120H198V121H196ZM62 121H61V123H62ZM257 121H258V123H257ZM61 123H60L59 127L61 126ZM100 124H102V125H100ZM102 126H103V128H102ZM200 126L203 127V128H201ZM214 126L215 127L217 126V127L214 128ZM211 128H214L213 130H216V131H214V133H213V131L211 132V130H212ZM197 129L200 130V131H198ZM190 131H191V133H190ZM193 131H194V133H193ZM207 131H210L208 134H211V135H207L206 134ZM62 133H63V131L61 129H59L58 136H60ZM180 133H181V135H180ZM201 133H202V137L203 138L201 137V135L199 136V134H201ZM220 134H223L224 136H222V138H220V140H219ZM205 135H207V136H205ZM130 138H131V135H129L126 140H130ZM181 138H182V140H181ZM201 138H202V140H201ZM166 140H167V142H166ZM249 140H251V141H249ZM194 141L197 144L199 143L200 147L197 146V144H195ZM88 143H90V142H88ZM152 143H153V145H152ZM166 144H169L170 146L169 145L167 146ZM204 144H206V142ZM213 145H215V146H213ZM239 145H242V146L240 147ZM253 145H255L257 147L259 146V148L256 149V147L253 146ZM235 148H236V150H235ZM93 150H95V148ZM93 150H92V153L95 154V151H93ZM162 150H163L164 153L162 152ZM171 150H173V151H171ZM201 150H203V149H201ZM85 152L86 151H84V149H83V147L81 145L80 150L77 151V153H79L78 156L82 157L83 155L86 154ZM226 152L228 153V151L225 150V153ZM196 153H197V155H196ZM257 153L259 155H257ZM202 156L204 157V159H203ZM258 156L261 157L263 159V161ZM123 159H124V156H123ZM78 160H79V158H78ZM183 161H185V162H183ZM148 163L150 164V162H148ZM148 163H146V164H148ZM198 164H199V166H200V164L201 165L204 164V166H206V169H205V167L203 165L199 167ZM183 165H184V167H183ZM147 167H150V168L146 169ZM173 167H174V165H173ZM187 167H189V168H187ZM59 168H61V167L59 166ZM252 168L255 169V171H253ZM188 169H189V172H188ZM69 172H70V170H69ZM191 172H192V174H191ZM184 174H186V175H184ZM158 178L160 180H162V183L160 181V183H158L157 184L158 186H157L156 182H157ZM63 183H66V182H63ZM169 183H171V182H169ZM222 183H223V181H221L220 183L219 182H215L214 184H211L212 185V186H210L211 188H208V190H206V193L208 194V196H210L209 200H208V202H210L209 205H208V208H206V206L204 205L205 203L203 202V198L202 197H197V196H196L197 198L196 197L194 198L195 199L194 201L193 200H187L188 199V197H187V199H185V201H187V202L185 203L183 208H185V210H186V208L188 207V209H190V210L192 209L193 211H196L195 209L198 208V207L203 208V213L202 214L198 213L200 215L197 216L196 219L199 218V219L204 221V217H200V216H205L208 212L209 213L210 212H212V213L216 212L217 213L215 215L216 217H224L223 215L225 213L231 211L229 209V207H228L229 205H227V203L229 202L236 209H237V205L239 207L241 205L242 209L244 210V213L247 215L248 209H246V208H248L249 205L251 203H253L252 200L249 197H245L242 200L241 204L237 203V201H236L237 199L236 198H232L231 202L228 201L229 191H228L227 187H225V186L223 187V185H225V184L224 183L222 184ZM207 184H209V183L207 182ZM218 184H220V185H218ZM212 187L222 188V189L220 191H217V190L213 189ZM240 187H241V185H240ZM254 188L256 190L251 189L249 187H243L241 189L237 188V190H239L241 192L242 189H245L244 190V191H246L245 193H249V192L255 191V192L258 193V195L256 194L254 196H259L260 192L257 191L258 187L254 186ZM198 189H200V188H198ZM234 190L237 191L236 189H234ZM244 191H242V192H244ZM108 194H107V196L111 197V195L109 196ZM176 195H177V197H176ZM220 196H222V197H220ZM174 197H176V198H174ZM171 198H174V200L171 199ZM101 200H102V198H101ZM166 200H167V202H166ZM169 200H170V202H168ZM211 200H212V202H211ZM173 201H176V202H173ZM110 205H112V204L108 205L109 208L106 209L107 211L110 208H112V206H110ZM140 208H141V206H140ZM140 208H139V210H141ZM172 209H173V211H172ZM60 210H61L60 213H57V214H60V215L61 214H63V215H68L69 214L71 217H72V215L77 214L76 212H73V211L67 212L65 210V208H63V207L60 208ZM106 210L104 212H106ZM245 210H247V211L245 212ZM175 213H176L175 215L178 214L177 211ZM179 213H181V212H179ZM146 216L148 217V214ZM129 218H130V221H133V222H137L138 223V221H139V220H136V219H139V215H137L136 213H135V215L132 213L131 217L129 216ZM71 219H69V221L72 222L74 219L73 218H71ZM134 220H136V221H134ZM177 220H178V218H177ZM257 221L259 222L258 224H263L264 223V218L260 216L257 219ZM64 222L66 223L65 219L63 220V223ZM68 222H67V224L69 225L70 222L69 223ZM169 228H171V227H169ZM171 229L175 230L174 228H171ZM195 244H196V242H195ZM261 248L262 247H260V249ZM234 251L232 250V252H234ZM149 252H150V250H149ZM152 252H154V251H152ZM260 252H262V251H260ZM228 255L229 254L227 253L226 256H228ZM200 256H202V255H200ZM202 258H203V256H202ZM163 261H165V259ZM163 264H164V262H163Z\"/></svg>","mask_w":264,"mask_h":264}]
</instances>
